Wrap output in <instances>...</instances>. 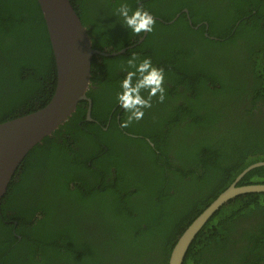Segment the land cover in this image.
I'll return each instance as SVG.
<instances>
[{"label":"trees","instance_id":"obj_1","mask_svg":"<svg viewBox=\"0 0 264 264\" xmlns=\"http://www.w3.org/2000/svg\"><path fill=\"white\" fill-rule=\"evenodd\" d=\"M69 2L93 50L129 48L92 58L91 121L80 102L13 175L0 200V264H167L189 224L264 162V0ZM121 4L153 15L142 42ZM133 54L163 68L165 92L124 128L116 93ZM55 86L36 0H0V124L46 106ZM257 184L264 167L237 185ZM182 264H264V194L223 205Z\"/></svg>","mask_w":264,"mask_h":264},{"label":"water","instance_id":"obj_2","mask_svg":"<svg viewBox=\"0 0 264 264\" xmlns=\"http://www.w3.org/2000/svg\"><path fill=\"white\" fill-rule=\"evenodd\" d=\"M36 2L54 57L56 86L46 106L0 124V200L30 150L61 127L80 102L88 103L86 116L87 120L91 121V101L85 94L91 78L92 58L116 57L125 54L129 48L114 53L93 50L87 31L69 0ZM182 12L187 13L186 10ZM146 34L147 32H143L139 42L143 41ZM260 167H264V162L252 164L244 169L233 183L189 224L173 245L167 264L183 263L193 240L223 205L240 195L264 194L263 184L237 185L245 175Z\"/></svg>","mask_w":264,"mask_h":264},{"label":"clouds","instance_id":"obj_3","mask_svg":"<svg viewBox=\"0 0 264 264\" xmlns=\"http://www.w3.org/2000/svg\"><path fill=\"white\" fill-rule=\"evenodd\" d=\"M117 12L123 18V25L133 34L152 31L155 20L148 10L139 6L132 10L127 4H121ZM164 75L163 68L154 66L149 58L138 61L133 54L127 60L126 75L120 81V91L116 93L117 104L127 113L121 127L127 128L133 121L142 119L144 109L151 107V98L157 93L158 99L164 100ZM142 90L147 91V97L142 96Z\"/></svg>","mask_w":264,"mask_h":264},{"label":"flooded vegetation","instance_id":"obj_4","mask_svg":"<svg viewBox=\"0 0 264 264\" xmlns=\"http://www.w3.org/2000/svg\"><path fill=\"white\" fill-rule=\"evenodd\" d=\"M258 110H261L263 113H264V106L261 104V103H259L258 104ZM150 109V107L148 108V110Z\"/></svg>","mask_w":264,"mask_h":264}]
</instances>
